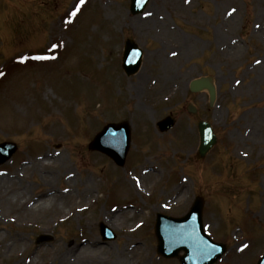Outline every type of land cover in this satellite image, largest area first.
I'll use <instances>...</instances> for the list:
<instances>
[{"label": "rangeland", "instance_id": "1", "mask_svg": "<svg viewBox=\"0 0 264 264\" xmlns=\"http://www.w3.org/2000/svg\"><path fill=\"white\" fill-rule=\"evenodd\" d=\"M127 38L143 50L129 76ZM0 72V143L16 145L0 164V264H179L156 254L155 214L183 216L196 196L207 233L227 247L216 264H256L264 0H149L138 14L129 0H0ZM202 75L217 88L211 106L206 91L188 90ZM167 114L177 124L159 132ZM200 119L218 136L203 158ZM122 121L130 148L119 167L89 143ZM40 194L53 204L36 208ZM98 224L114 236L102 238ZM93 242L96 263L82 251Z\"/></svg>", "mask_w": 264, "mask_h": 264}, {"label": "water", "instance_id": "2", "mask_svg": "<svg viewBox=\"0 0 264 264\" xmlns=\"http://www.w3.org/2000/svg\"><path fill=\"white\" fill-rule=\"evenodd\" d=\"M149 0H130V11L133 14L141 12ZM141 51L132 40H127L123 52L122 66L127 75L135 73L140 66ZM192 92L206 90L209 95V105L215 98V85L212 76H200L189 83ZM173 120L166 117L158 122L161 130L171 127ZM199 145L198 152L204 156L216 142L211 126L206 121L198 123ZM90 148L97 149L109 155L117 164L122 165L129 147V126L127 122L107 124L95 135ZM15 150L10 142L0 144V163L7 160ZM202 198L195 199L189 211L182 217H171L156 214L155 236L157 239V252L163 257L177 256L180 264H213L223 253L221 244L213 243L203 232L202 227ZM103 237L110 236L105 227L100 224ZM104 237V238H105ZM44 239V237H39ZM182 251L183 254L179 255ZM264 264V256L258 262Z\"/></svg>", "mask_w": 264, "mask_h": 264}, {"label": "bare ground", "instance_id": "3", "mask_svg": "<svg viewBox=\"0 0 264 264\" xmlns=\"http://www.w3.org/2000/svg\"><path fill=\"white\" fill-rule=\"evenodd\" d=\"M45 160H46V157H45V159H42V158L41 159H38L36 161V165L38 167H40L42 164H45V162H44ZM44 195L45 194H40V195H38L39 198L37 200H36L37 197L34 199V202L37 201L36 203L38 204L36 206V208H39V207H42V206H45V205L46 206H51L53 204V199L43 198ZM119 213H120L119 215H122V213H127V211H124V212L123 211H120ZM98 245L99 244L97 242H93L88 247L82 246L83 253L89 255L91 257L92 261L95 262V263L97 261L95 252L98 251V253H99V250L101 249L100 247H98ZM66 254H68V253H65V255ZM91 259L89 258L88 260H91ZM62 261H65V260L62 259ZM85 262H87V261H84L83 263H85Z\"/></svg>", "mask_w": 264, "mask_h": 264}, {"label": "snow or ice", "instance_id": "4", "mask_svg": "<svg viewBox=\"0 0 264 264\" xmlns=\"http://www.w3.org/2000/svg\"><path fill=\"white\" fill-rule=\"evenodd\" d=\"M81 3H83V0H81ZM0 75H3V73H2V72H0Z\"/></svg>", "mask_w": 264, "mask_h": 264}]
</instances>
